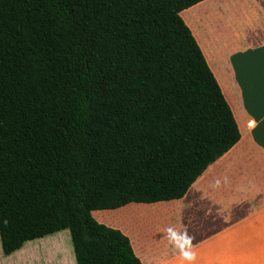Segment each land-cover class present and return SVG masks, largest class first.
Here are the masks:
<instances>
[{"label":"trees","instance_id":"trees-1","mask_svg":"<svg viewBox=\"0 0 264 264\" xmlns=\"http://www.w3.org/2000/svg\"><path fill=\"white\" fill-rule=\"evenodd\" d=\"M201 1L0 0L5 254L69 229L77 264H142L128 236L92 213L164 224L161 202L182 199L238 143L180 16Z\"/></svg>","mask_w":264,"mask_h":264},{"label":"crops","instance_id":"crops-1","mask_svg":"<svg viewBox=\"0 0 264 264\" xmlns=\"http://www.w3.org/2000/svg\"><path fill=\"white\" fill-rule=\"evenodd\" d=\"M180 16L219 83L241 138L182 199L161 202L171 206L164 224L122 227L96 218L100 211L92 215L128 236L142 264H189L169 242L168 229L191 238L190 264H264V0H204ZM0 264H77L70 230L27 241L9 255L0 235Z\"/></svg>","mask_w":264,"mask_h":264},{"label":"clouds","instance_id":"clouds-1","mask_svg":"<svg viewBox=\"0 0 264 264\" xmlns=\"http://www.w3.org/2000/svg\"><path fill=\"white\" fill-rule=\"evenodd\" d=\"M167 231L169 242L179 248L182 259L190 264L195 259L194 252L189 249L191 238L186 234L176 233L173 229H168Z\"/></svg>","mask_w":264,"mask_h":264},{"label":"rangeland","instance_id":"rangeland-1","mask_svg":"<svg viewBox=\"0 0 264 264\" xmlns=\"http://www.w3.org/2000/svg\"><path fill=\"white\" fill-rule=\"evenodd\" d=\"M118 222L123 223V221H119V220H118V221L115 222V224H117ZM155 224H156V225H159V223H155ZM160 224H161V223H160Z\"/></svg>","mask_w":264,"mask_h":264},{"label":"bare ground","instance_id":"bare-ground-1","mask_svg":"<svg viewBox=\"0 0 264 264\" xmlns=\"http://www.w3.org/2000/svg\"><path fill=\"white\" fill-rule=\"evenodd\" d=\"M51 254H52V252H51ZM58 255V254H57ZM60 255V254H59Z\"/></svg>","mask_w":264,"mask_h":264}]
</instances>
